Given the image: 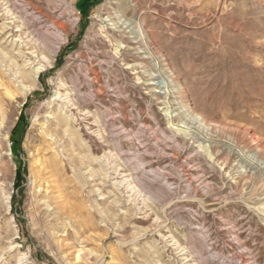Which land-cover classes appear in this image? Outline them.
<instances>
[{
  "label": "rangeland",
  "instance_id": "obj_1",
  "mask_svg": "<svg viewBox=\"0 0 264 264\" xmlns=\"http://www.w3.org/2000/svg\"><path fill=\"white\" fill-rule=\"evenodd\" d=\"M0 264H264V0H0Z\"/></svg>",
  "mask_w": 264,
  "mask_h": 264
},
{
  "label": "bare ground",
  "instance_id": "obj_2",
  "mask_svg": "<svg viewBox=\"0 0 264 264\" xmlns=\"http://www.w3.org/2000/svg\"><path fill=\"white\" fill-rule=\"evenodd\" d=\"M132 22L133 23H130L125 20L124 22L113 21L110 26L113 27V29L118 30V32H121V33L125 32V30H128V33L133 35L135 39H137L138 41H142L143 36H144V30H143L142 24L140 22H134V21Z\"/></svg>",
  "mask_w": 264,
  "mask_h": 264
},
{
  "label": "trees",
  "instance_id": "obj_3",
  "mask_svg": "<svg viewBox=\"0 0 264 264\" xmlns=\"http://www.w3.org/2000/svg\"><path fill=\"white\" fill-rule=\"evenodd\" d=\"M85 3H87V2H85ZM85 3H83V5L81 6V8H82V12H85L84 16L87 15V13H86L87 10H85V9H84L85 7H83L84 5H86Z\"/></svg>",
  "mask_w": 264,
  "mask_h": 264
}]
</instances>
